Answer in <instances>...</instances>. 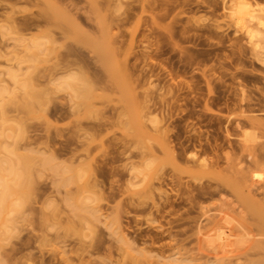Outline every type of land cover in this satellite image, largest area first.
<instances>
[{"label": "rangeland", "instance_id": "rangeland-1", "mask_svg": "<svg viewBox=\"0 0 264 264\" xmlns=\"http://www.w3.org/2000/svg\"><path fill=\"white\" fill-rule=\"evenodd\" d=\"M234 1L0 0V264L264 257V220L183 171L196 153L227 175L264 143V26ZM206 208L229 230L207 231Z\"/></svg>", "mask_w": 264, "mask_h": 264}, {"label": "bare ground", "instance_id": "bare-ground-1", "mask_svg": "<svg viewBox=\"0 0 264 264\" xmlns=\"http://www.w3.org/2000/svg\"><path fill=\"white\" fill-rule=\"evenodd\" d=\"M252 2H255V0H251ZM243 2H244V0H243ZM243 2H240V0L238 1V0H236V1H234V4H233V6H234V8L233 9H235V14H237V12H236V10L238 11V12H240L241 11V13H242V11H245V12H247V13H249L248 15H249V17L248 18H250L249 20L251 21L252 20V22H253V20H255V22H254V24L255 25H258V28H260L259 26H264V7H262V8H255L256 6L258 7V5L260 6V4H258V5H252L251 6V4H249V2H245V3H243ZM254 6V7H253ZM262 6H264V5H262ZM245 12H243V14L245 13ZM241 13H238V14H241ZM242 15V14H241ZM241 15H239V16H241ZM245 15H246V13H245ZM238 16V15H237ZM243 16V15H242ZM247 16V15H246ZM244 18V17H243ZM246 19H247V17H246ZM34 20V19H33ZM240 20V19H239ZM249 20H247V21H249ZM32 21V20H31ZM35 21V20H34ZM249 21V22H250ZM30 22V21H29ZM33 23V22H32ZM30 24V23H29ZM35 24V23H34ZM31 25V24H30ZM251 25H253L252 23H251ZM27 26V25H26ZM250 26V25H249ZM252 27V26H251ZM253 28V27H252ZM251 28V29H252ZM254 28H256V29H258L257 27H254ZM262 28H264V27H262ZM261 30L262 31H264V29H260L259 31L261 32ZM254 31H256L257 32V30H255L254 29ZM253 30L251 31V32H249V33H251V34H253L252 32H254ZM5 105V104H4ZM262 125V127H264V124H261ZM165 137V136H164ZM169 141V140H168ZM188 141V140H187ZM190 142V141H189ZM168 143V142H167ZM181 143H183V142H181ZM179 145H181V144H179ZM183 145V144H182ZM182 145H181V149L180 148H178L179 150H177V152H176V157L177 158H181V157H183L184 155L183 154H185V151L187 150V149H189V145L188 144H186L187 146H183L182 147ZM193 145V144H192ZM191 145V147H194V145L192 146ZM170 146V145H169ZM199 147V146H198ZM170 148V147H169ZM201 149V148H200ZM188 151V150H187ZM200 151V150H199ZM238 151H239V153H240V156L242 157V160H243V153L244 152H246V155H247V166H244V167H238V164L237 163H240L239 162V159H238V162H234V164L230 161L229 163L227 162V167L225 168L227 171L226 172H228V174L227 175H225L226 173H221L220 171L218 172V173H216V171L214 170V168H213V165H214V163H218L217 161H215V162H213V163H211V162H207L206 160H204V159H202L201 158V161H198V155L196 156V153L195 154H191L190 155V153L187 155V157L185 158V160L187 159V161H189L191 164H189L188 166L186 165V169L184 170L183 169V171L184 172H187V173H189L193 178H196V177H199V178H201V177H203V176H206V175H208V176H213V178H216V176H217V178H219V177H222V181L226 184V186L227 187H229V188H231L237 195L239 194V197L238 198H241V200L243 201L242 203H240V205L242 204L243 205V203L246 205V207H247V209H249L250 210V212L252 213V214H256V215H258V217H260V218H262V220H264V181H262V183H258V182H261V181H258L257 182V180H253V175H250V172H252V171H255V170H258V169H260V170H264V143H259V144H255V145H246V144H242L241 146H240V148L238 149ZM169 152L172 154V155H174V149L173 148H170V150H169ZM195 152V151H194ZM197 152V151H196ZM200 152H202V150L200 151ZM151 153H152V158H151V163L153 162V163H157L158 161H159V158H158V156H156V154L154 153V152H152L151 151ZM197 153H199V152H197ZM202 153H204V152H202ZM151 155V154H150ZM236 155V154H235ZM234 155V156H235ZM238 156V154L236 155V157ZM151 157V156H150ZM228 160H229V157H226ZM239 158V157H238ZM234 159V158H233ZM233 161V160H232ZM236 161V160H235ZM162 165H164L163 163H161ZM160 164V165H161ZM161 165V166H162ZM158 167V166H157ZM129 169V168H128ZM159 169H160V166H159ZM158 170V169H157ZM112 171V170H111ZM128 171V170H127ZM225 172V171H224ZM154 173V172H153ZM220 174H223V175H220ZM251 174H253V173H251ZM156 175H157V172H156ZM156 175H153L154 176V178L153 177H151V181L152 180H155L156 178H158ZM249 175H250V177H249ZM156 176V177H155ZM251 176L253 177V178H251ZM178 177V176H177ZM162 178V177H161ZM212 178V177H211ZM250 178V179H249ZM178 179V178H177ZM177 179H170V180H173L172 181V183L174 182V181H176ZM169 180V179H168ZM170 180H169V182H170ZM150 181V182H151ZM164 182H166L165 180H163ZM179 181H180V179H179ZM164 182H163V184H164ZM181 182V181H180ZM204 182V181H203ZM167 183V182H166ZM165 183V184H166ZM181 183H183V182H181ZM221 183V182H220ZM5 184H6V181H5ZM154 184V183H153ZM170 184H171V182H170ZM177 185V186H179L180 185V183L178 182V180H177V183L176 182H174V184L173 185ZM179 184V185H178ZM204 184V183H203ZM208 184V183H207ZM206 184V185H207ZM223 184V183H222ZM161 185V188L163 187L162 186V184H160ZM167 185V184H166ZM172 184H171V186H173ZM176 185H175V187H176ZM192 185V184H191ZM202 185V184H201ZM213 185V184H212ZM210 185L209 184V187H203V188H201V187H199V185H197L198 187H197V189H196V191L199 189V188H201V191L198 193L199 194V196H200V194L201 195H204L203 196V198L206 200V198H213V196L214 195H219V194H221V192L223 191V190H221V189H219V187H218V189H217V187H214V188H212L213 186H215V185ZM220 185V184H219ZM185 186V185H184ZM187 186H189V185H187ZM208 186V185H207ZM212 186V187H211ZM217 186V185H216ZM223 186V185H222ZM241 186L242 187H244V191L242 192V191H238V190H240V188H241ZM8 187V186H7ZM111 187V186H110ZM152 187V186H151ZM150 187V188H151ZM186 187V186H185ZM193 187V186H192ZM160 188V186H158V189H160L159 191H160V193H162V194H165L164 196H165V198L168 196L166 193V190L165 189H161ZM174 188V187H173ZM194 188V187H193ZM193 188H192V191H193ZM100 189V188H99ZM109 189V188H108ZM152 189V188H151ZM153 189H154V187H153ZM190 189H191V186H190ZM113 190V189H112ZM112 190H111V192H112ZM123 190V189H122ZM170 190V189H169ZM175 190V189H174ZM182 190V189H181ZM5 191V190H4ZM190 192H192L191 190H189ZM231 191V190H230ZM8 192V191H7ZM175 192V191H174ZM245 192V193H244ZM195 194H196V192H194ZM232 194H233V192H231ZM9 194V193H8ZM170 194V193H169ZM191 195V194H190ZM193 195V194H192ZM192 195H191V198H192ZM261 196V198L259 199V198H257V196L258 197H260ZM105 196V195H104ZM175 196V195H174ZM195 197H197L196 195H194ZM102 197V196H101ZM114 197V196H113ZM168 198V197H167ZM166 198V199H167ZM199 198V197H198ZM202 197H201V199H203ZM194 199V198H193ZM197 199V198H196ZM129 200V199H128ZM225 200V199H224ZM238 200V199H237ZM240 200V199H239ZM240 200V201H241ZM166 201V200H165ZM223 201V200H222ZM132 202H133V200H132ZM139 202V201H138ZM162 202V201H161ZM196 202V201H195ZM202 202V201H201ZM201 202H199V203H201ZM210 202V201H209ZM217 202H219V200L217 201ZM216 202V203H217ZM239 202V201H238ZM125 203V202H124ZM203 203H206V202H203ZM138 204H140V203H138ZM155 204V203H154ZM165 204V203H164ZM127 205V204H126ZM142 204H140V205H138V206H141ZM156 206H155V208L157 207V211H159V208H158V202H157V204H155ZM198 205H200V204H198ZM244 205V206H245ZM196 206V205H195ZM212 206V205H211ZM213 206H215V205H213ZM135 207V204H134V206H133V208ZM136 207H137V205H136ZM142 207H144L143 205H142ZM204 207V206H203ZM207 207V206H206ZM215 207H217V205L215 206ZM215 207L212 209V210H215ZM218 207H219V205H218ZM226 207V206H225ZM225 207H223V208H225ZM121 208V207H120ZM128 208V207H127ZM200 208H202V206H200ZM199 208V209H200ZM221 208V207H220ZM243 208V207H242ZM143 209V208H142ZM141 209V210H142ZM145 209V208H144ZM191 209H193V207L191 208ZM204 209V208H203ZM207 209V208H206ZM205 209V210H206ZM245 209V208H244ZM117 210V209H116ZM122 210V209H121ZM134 210H140L139 209V207L137 208V209H135L134 208ZM140 210V211H141ZM177 210V209H176ZM246 210V209H245ZM249 210H248V212H249ZM129 211V210H128ZM143 211V210H142ZM202 211V210H201ZM209 211V208L206 210V211H202V212H200L199 211V213H202V214H204L205 216L204 217H206V219L208 220H206L208 223L207 224H203V226H206V225H208V227H207V231H210V230H214V229H217V230H220V231H227V229L229 230V227L227 226V225H224V223L223 224H221L220 223V218L219 219H214V215H212V214H209V213H211V212H208ZM211 211V210H210ZM222 211H225L226 212V209H224V210H222ZM156 212V211H155ZM159 213V212H158ZM189 213V212H188ZM178 214V213H177ZM219 214V213H218ZM217 215V214H216ZM223 215V214H222ZM222 215L220 216V217H222ZM199 216V215H198ZM201 216H203V215H201ZM188 217V216H187ZM194 218V217H193ZM192 218V219H193ZM185 219V218H184ZM191 220V219H190ZM195 220H196V218H195ZM194 220V221H195ZM223 221V220H222ZM221 221V222H222ZM183 222V221H182ZM185 222V221H184ZM202 222V221H201ZM170 223H171V220H170ZM194 223V222H193ZM200 223V222H199ZM199 223H196V226H197V224H199ZM190 224V223H189ZM169 225V224H168ZM195 225V224H194ZM193 226V225H192ZM191 226V227H192ZM202 227V226H201ZM196 228V227H195ZM203 228V230H204V228H206V227H202ZM202 228H200V231H201V229ZM193 229H194V227H193ZM198 229H199V227H198ZM198 229H197V231H198ZM167 231H169V230H167ZM186 231V230H185ZM200 231H199V233H200ZM187 232V231H186ZM193 233V232H192ZM196 233V232H195ZM207 233V232H206ZM262 233H264V231H262ZM198 234V233H197ZM201 234V233H200ZM178 235V234H177ZM170 236V235H169ZM191 236V235H190ZM188 237V236H187ZM175 240V239H174ZM180 241V240H179ZM243 242V241H242ZM178 243V242H177ZM255 246H257V245H255ZM260 245H258V247H259ZM251 248V247H250ZM260 249H261V246L259 247ZM254 250H255V248H253ZM256 251H259V249L258 250H256ZM261 251V250H260ZM252 252V251H251ZM262 252H264V248H262ZM258 253H260V252H258ZM252 254V253H251ZM253 254H255V253H253ZM262 254H264V253H262ZM262 256V255H261ZM261 258V257H260ZM259 258V259H260ZM262 258H264V257H262ZM261 258V259H262ZM258 258L257 259H255L254 261H250L249 263L250 264H258V260H259ZM260 259V260H261ZM251 260V259H250ZM259 260V264H261L262 262V260H264V259H262L261 261ZM225 264V262H222V264ZM229 263V262H228Z\"/></svg>", "mask_w": 264, "mask_h": 264}]
</instances>
